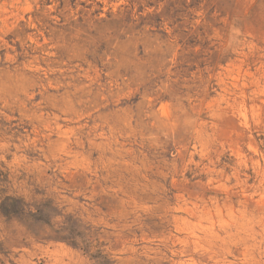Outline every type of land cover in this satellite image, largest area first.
Listing matches in <instances>:
<instances>
[{
  "label": "rangeland",
  "instance_id": "1",
  "mask_svg": "<svg viewBox=\"0 0 264 264\" xmlns=\"http://www.w3.org/2000/svg\"><path fill=\"white\" fill-rule=\"evenodd\" d=\"M0 264H264V0H0Z\"/></svg>",
  "mask_w": 264,
  "mask_h": 264
}]
</instances>
